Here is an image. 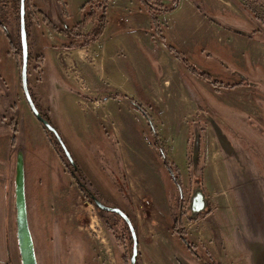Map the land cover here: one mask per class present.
Returning <instances> with one entry per match:
<instances>
[{
    "label": "rangeland",
    "instance_id": "obj_1",
    "mask_svg": "<svg viewBox=\"0 0 264 264\" xmlns=\"http://www.w3.org/2000/svg\"><path fill=\"white\" fill-rule=\"evenodd\" d=\"M35 1L37 6L26 0L25 7L29 88L77 168L55 136L49 137L22 89L21 0L18 8L13 0H0V264H22L15 205L20 149L39 264H131L133 240L127 224L100 209L91 195L130 217L139 241L136 264H158L155 254L164 264L191 259L181 234L194 216L205 218L213 212L210 197L219 194L204 185L210 139L222 147L227 171L237 170L246 187L257 189L251 207L264 208V0H239L253 24L240 14L208 9L210 14L204 12L213 23L207 26L192 21L184 4L168 16L171 28L161 29L164 39L153 29L162 44L149 37L137 41L145 61L129 36L108 42L101 38L100 44L85 46L82 56L66 49L72 40L68 32L76 25L64 19L58 0ZM115 1L114 11L123 0ZM159 1L174 6V0H166L167 5ZM194 1L202 5V0ZM236 35L251 37L254 50ZM170 46L182 53L189 67ZM12 59H18L17 80ZM209 81L238 86L216 88ZM187 129L195 166L181 174L178 187L162 153L172 151L174 158ZM175 159L177 164L182 161ZM197 192L206 198L200 212L193 209ZM164 199L171 203V213L159 232L154 212L167 213ZM202 260L214 264L206 255Z\"/></svg>",
    "mask_w": 264,
    "mask_h": 264
},
{
    "label": "crops",
    "instance_id": "obj_2",
    "mask_svg": "<svg viewBox=\"0 0 264 264\" xmlns=\"http://www.w3.org/2000/svg\"><path fill=\"white\" fill-rule=\"evenodd\" d=\"M89 1L90 0H65L69 12L68 21H70V23L77 25L83 20L85 14L83 7ZM163 1L167 5V2H165L166 0ZM34 2L37 6V2L35 0ZM115 3V0H111L109 4L107 11L108 23L102 41L106 40L108 42L112 37L122 39L129 36L135 39L133 41V44L135 42L134 48L142 55L141 57H143L142 59L145 61L144 53H142L140 49H137V41H140V37H149L155 40L159 45L162 44L154 34L150 15L140 0L120 1L117 3V10L114 11ZM184 4H187L192 21H199L207 26L210 22L213 23L212 18L210 16L209 18L207 15V13H209L207 11L208 9L213 13H220L222 15L225 13L233 15L240 14L243 16V20L246 19L245 22L253 24V22L249 21V17L244 14L239 0H202L203 6H198L194 0H179L177 7L173 11L162 13L158 16L163 31L166 29L168 32L171 28V24L167 21L168 16L175 11H180ZM116 15H118V17ZM95 26V22L88 23L85 28L86 33L92 32ZM248 27L249 26H247V28ZM236 37L243 40L247 45L250 44L251 50H254L256 47L253 46L256 42L248 35H236ZM100 43L98 42V44ZM164 50L167 52L166 55L171 58L170 52L166 48H164ZM73 51L77 52L79 56H82V54L86 52L83 48ZM17 60L18 59H12L11 61V70L15 74V79L18 78L19 75ZM3 79L4 78H1V81ZM189 132L188 129L183 132V148L181 147L175 151L173 150L174 158L172 156V151L169 150L171 151L170 153L167 151L168 158L178 167L180 175L184 172H189ZM217 146L218 144H216L215 141L213 143L210 139V145L207 146V164L203 175L205 188L212 194L214 191L219 192V194L210 197L215 208L213 212L205 218H203V216L199 217L198 215L194 216L191 227H189L185 233L196 245L199 252L209 257L214 264H264V208L259 210L254 206L251 207L250 203V200L251 202L255 201L253 196L255 193L257 194L258 191L257 189L249 188V186L246 187V185L243 184L244 181H242L243 178L240 172L237 170L234 172L233 170L231 171V169L227 171L222 147L220 149ZM251 151L253 152V150ZM176 156L179 159L182 157V161H179L178 164L175 159ZM251 166L254 167V165ZM233 183H235V186L232 187ZM156 193L157 192H154L153 194L155 195ZM248 193L251 195L249 196ZM164 200L166 202L167 213L164 215L160 213L158 209H155L154 212L156 214V219L153 225L159 229V232L163 227V222L167 221L165 217L168 218L171 213V203L168 202L167 199ZM262 201H264V197H262ZM152 254L153 253H151V255ZM153 257L157 260L156 262L158 264H164L160 261L158 254H155ZM181 258L182 257H179L178 260H176V264L205 263V260L203 261L193 252L191 259L188 261Z\"/></svg>",
    "mask_w": 264,
    "mask_h": 264
},
{
    "label": "water",
    "instance_id": "obj_3",
    "mask_svg": "<svg viewBox=\"0 0 264 264\" xmlns=\"http://www.w3.org/2000/svg\"><path fill=\"white\" fill-rule=\"evenodd\" d=\"M26 0H21V22H20V34H21V45H22V69H21V82L22 89L25 94L26 100L36 116V118L44 125V127L51 132L57 142L60 144L63 149L67 159L70 163L77 168V165L66 147L65 143L62 140L59 132L56 127L46 119L38 107L32 97L30 88H29V45H28V31L26 24ZM198 146V144H196ZM16 222H17V237L20 249V255L22 264H39L35 243L33 239V235L30 229L29 224V214H28V205H27V196H26V177H25V155L23 150H19L17 153V164H16ZM96 205L105 211L116 213L121 216L126 222L129 230L131 232L132 240H133V256L131 259V264H136L137 257L139 254V241L136 234L135 227L130 219V217L120 208L118 207H108L101 203L98 199L95 200ZM206 207V200L204 195L201 192H197L194 196L193 200V209L195 212H200Z\"/></svg>",
    "mask_w": 264,
    "mask_h": 264
},
{
    "label": "trees",
    "instance_id": "obj_4",
    "mask_svg": "<svg viewBox=\"0 0 264 264\" xmlns=\"http://www.w3.org/2000/svg\"><path fill=\"white\" fill-rule=\"evenodd\" d=\"M58 2L62 5L64 19L67 20L69 18L67 3L65 2V0H58ZM110 2H111V0H90L83 7V11L85 13L83 20L80 23H78L75 26V28H72L70 30L67 29V30H69V32H68V35L70 36L69 38H71L72 40L68 44L65 45L66 49L84 48L85 46H89L92 43L100 41V39L103 37V35L105 34V31H106V26L108 23L107 11H108V7H109ZM140 2L142 3L144 8L146 9L148 14L150 15L151 22H152V28L156 32L157 36L161 39H164L158 16L162 13L173 11L177 7L179 0H174V6H172V7L165 6L159 0H140ZM13 3L18 8L17 5H20V0H13ZM90 22L96 23L95 28L90 33H84L83 30L86 28L87 24ZM67 28H69L68 25H67ZM169 50L178 60H180L181 62L185 61L186 65L188 67L190 66L189 63L187 62V60L184 59L181 52L177 51L172 46L169 47ZM29 55H30V53H29ZM29 62H30V57H29ZM191 70L198 73L202 79L211 81L210 77H208V75H206L204 72H198L196 69H191ZM210 83L213 84L216 88L217 87L235 88L236 86H238L237 84H223V83H220L217 81H215V82L212 81ZM32 97L35 101L33 94H32ZM130 101L133 102L135 105H137L133 99H130ZM137 108L145 115L147 120H149V121L152 120L151 116L147 113V111L143 108L142 105L138 104ZM44 129L47 132V134L50 135L49 137L52 138L51 137L52 133L49 132L45 127H44ZM157 137H158V135H157ZM162 157L165 160L166 166H167V168H168V170L172 176L173 181L176 183V185L178 187H181V175H180V171H179L178 167H176L174 165V163H172L170 161L166 152L162 153ZM190 159H191V157H190ZM190 161H191L190 167L195 166L193 160L191 159ZM74 175L75 174H73V176ZM175 228L177 229L176 223H175ZM181 237L184 240V242L187 244L189 249L195 255H198L201 259L204 258V255L199 252L196 245L187 237L186 233L183 232L181 234Z\"/></svg>",
    "mask_w": 264,
    "mask_h": 264
},
{
    "label": "flooded vegetation",
    "instance_id": "obj_5",
    "mask_svg": "<svg viewBox=\"0 0 264 264\" xmlns=\"http://www.w3.org/2000/svg\"><path fill=\"white\" fill-rule=\"evenodd\" d=\"M91 198H92V200H93L94 203H95V200H96L95 197L91 195ZM95 204H96V203H95ZM111 213H112V212H111ZM113 214H116V213H113ZM117 215H118V214H117ZM120 217H121V216H120ZM121 218H122V217H121ZM122 219H123V218H122ZM123 221H124V219H123ZM124 222H125V221H124ZM125 223H126V222H125ZM128 228H129V227H128ZM129 231H130V230H129Z\"/></svg>",
    "mask_w": 264,
    "mask_h": 264
}]
</instances>
